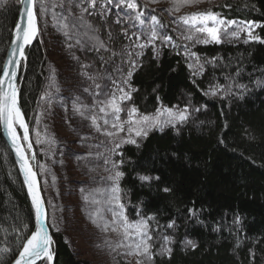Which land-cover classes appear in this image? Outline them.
I'll list each match as a JSON object with an SVG mask.
<instances>
[{
	"label": "trees",
	"instance_id": "obj_1",
	"mask_svg": "<svg viewBox=\"0 0 264 264\" xmlns=\"http://www.w3.org/2000/svg\"><path fill=\"white\" fill-rule=\"evenodd\" d=\"M19 8V0H0V73ZM211 10L226 20L254 22L256 35L264 39V0H223ZM104 36L107 40V32ZM40 40L26 53L20 81L32 141L47 76ZM232 41L197 45L204 70L196 76L181 49L170 48H163L160 57L146 49L133 72L130 84L136 91L123 105L122 119L132 106L146 114L160 107L188 109L187 121L153 130L139 147H123L117 151L123 155L113 160L123 161L115 171L124 173L119 186L128 219L155 217L149 221L154 253L163 236L173 241L171 256L155 255L152 264H264V43ZM218 88L222 91L215 96L205 94ZM144 175L160 180L141 182ZM165 187L171 191L164 192ZM49 224L56 264H89L56 231L51 217ZM34 229L31 199L0 126V264L17 258Z\"/></svg>",
	"mask_w": 264,
	"mask_h": 264
},
{
	"label": "snow or ice",
	"instance_id": "obj_2",
	"mask_svg": "<svg viewBox=\"0 0 264 264\" xmlns=\"http://www.w3.org/2000/svg\"><path fill=\"white\" fill-rule=\"evenodd\" d=\"M23 11L20 13L22 22L14 26V39L12 40L11 58L8 59L6 65L0 73V126L6 131L8 139L11 142L13 151L19 161V168L24 176V183L27 187L29 197L31 199L32 208L35 216V230L31 235L26 238V242L22 245V251L19 252L18 258H15L13 264H36L37 260L46 258L49 264L53 261V252L51 245L53 243L47 226V211L45 207V200L42 198L41 189L37 180V173L33 171L31 161L35 159V154L28 155L32 151V143L29 142V126L25 120V114L22 112L19 102V90L17 87V70L21 66V61L26 60L25 49L27 46L33 44L36 37L39 35L38 27V14H37V0H19ZM152 3L158 0H151ZM200 0H171L173 7L169 13L179 12L184 6H191L199 3ZM111 6V7H110ZM146 7V5L144 6ZM111 8L117 11L114 21H108ZM59 9V11H56ZM51 10L53 26L63 31V34L69 41V47L79 46L83 51H94L99 54V59L102 66H107L110 62L115 63V58L119 57L122 62L129 65L128 70L125 72L122 68L116 67L115 73L117 76L123 77L117 79L112 76V70L107 69L108 75L101 76V79L109 78L111 84L114 86V91L108 92L97 83L96 75H88V79L93 81L94 87L97 91L94 92L95 96H100L103 92L105 99L100 100L96 105L89 109L86 106L76 107L74 110L81 115L84 119L91 121V125L102 134L113 138V148L110 152L116 155H123L117 152L124 144H132L139 147L137 138H147L150 131L153 129L163 130L165 126L176 127L177 124L183 123L188 119V109L173 110L167 107L158 108L153 114L140 113L139 110L132 106L127 110L126 119L121 118V113L125 112L123 105L132 99V92L136 91L132 88L130 81L133 72L140 66L138 59H133V51L131 47H124L123 40L117 39L116 34L111 28V25L123 26L131 22L132 28L138 25L143 28L148 24L145 31L129 32L128 28H122V34L125 40H134V46L143 50L147 46L156 48V41L159 40L166 46L176 45L172 43L173 38L158 31L159 27H163L161 21L156 15H151L145 18V12L141 10V4L138 0H55L53 3L45 4L44 0L40 2L39 12L46 14ZM155 9H153V12ZM133 14L134 18H133ZM98 17L96 24L103 27L104 24L109 26L107 32V40L100 37V27H97L88 17ZM183 25L195 35H184L183 38L188 41L193 39L196 42L207 44L210 38L215 43H221V34L226 37H233L239 39L241 33H246L247 40L259 41L264 43V39L254 35V29L257 25L250 21L237 22L235 20H226L220 17L217 13L207 10L203 12H194L190 15L180 17ZM103 22V23H101ZM233 30L229 32V29ZM183 35V34H182ZM207 37V38H204ZM144 40L143 43L139 41ZM120 44V50H116V45ZM187 49V45L184 46ZM105 53L108 54L107 59ZM141 53H135L138 58ZM195 57V54H191ZM19 57V59H17ZM125 57L127 58L125 60ZM87 69L92 67L90 64L82 65ZM193 71V76L203 73L204 65L200 63L199 57H195V62L189 65ZM239 72L237 71V75ZM85 92L89 89L85 88ZM218 91H211L212 96L217 95ZM119 93V95L117 94ZM98 109V113L96 111ZM199 109H197L198 111ZM98 121H102V124ZM21 129L23 135L18 134L17 129ZM120 133H125L120 136ZM39 136V133H37ZM83 139V138H82ZM27 145L25 148L24 144ZM39 143V141H37ZM223 143V141H221ZM105 163L109 161L105 159ZM123 163L112 162L114 169H119V165ZM124 176L120 170H116L107 179L112 181L111 196L107 203L114 204L115 208L119 211H112L111 222H105L102 230L112 232H119L122 234L123 242L118 243L116 247L126 249L125 256L138 257L136 264H149L155 255L171 256L172 248L170 247L173 242L170 236H163V244L159 252H153V245L149 243L153 240L152 231L150 230L149 221L155 219L153 216L143 217L137 222L129 221L125 215L124 204L121 203V188L119 181ZM141 182H151L152 180H160L159 176H140ZM83 191V189L81 190ZM164 192L171 191L170 188H163ZM88 201V197H85ZM191 214H195L194 210L189 209ZM175 222L167 225L168 228H173ZM100 226V225H98ZM187 245L195 248L196 245L192 241H187ZM2 251L8 252L9 249L5 248ZM254 256V254H253Z\"/></svg>",
	"mask_w": 264,
	"mask_h": 264
},
{
	"label": "rangeland",
	"instance_id": "obj_3",
	"mask_svg": "<svg viewBox=\"0 0 264 264\" xmlns=\"http://www.w3.org/2000/svg\"><path fill=\"white\" fill-rule=\"evenodd\" d=\"M47 1L51 0H44V3L46 4ZM140 1L145 18L156 15L160 21L163 19L164 23L161 22L163 27H159L158 31L171 36L172 43L176 45L175 47L166 46L157 40L155 48L157 55H160L163 48H171L175 51L181 49L190 64H193L195 57H198L195 51L196 46L205 43L183 38L184 35L195 34L182 24L180 17L211 10L223 0H200L199 3L184 6L179 12L172 14L169 13L173 7L171 0H158L156 3H152L151 0ZM153 9H155L154 12ZM117 11L111 8L108 21L115 20ZM38 18L41 26L38 39H41L40 42L47 53V76L45 90L33 123V145L36 143L39 146L41 155L40 166L38 160V172H41L42 189L49 210V218L51 217L56 231L65 238L71 249L84 262L136 264L138 257L125 256L126 249L116 247L118 243L123 242L122 234L112 232L111 229L102 230L105 222H111L112 211H119L114 204L107 203L111 196L112 185V181L107 178L115 172L112 167L115 154L110 152L113 148V138L103 135V128L101 132H98L91 125L90 120L84 119L74 110L80 106L91 109L98 101L105 99L103 92L100 96L94 95L97 90L93 81L88 79V75H96V82L100 83L106 91L111 92L115 90L111 80L100 77L107 76V69H111L112 76H116L118 80L122 79L123 77L116 75L115 68H122L126 75L129 65L116 57L114 64L110 62L107 66H102L99 54L96 52L83 51L75 45L70 48L69 43L74 44V41H69L63 31L53 26L51 15L46 13L38 15ZM88 19L96 24L98 17L92 16ZM130 24L131 22L123 26L112 24L111 28L118 41L123 40L124 47H131L133 59L140 60L148 46L143 50L136 48L134 40L124 39L122 28H128L129 32H141L148 28V24H145L143 28L138 23L136 28H132ZM258 27L259 25L255 27L254 35ZM232 30L230 28L229 32ZM108 31L109 26L105 24L103 30L99 32L100 37L104 39V34ZM207 39H209L207 44L215 43L210 38ZM234 39L236 38L221 34V43H232ZM239 39L247 40L246 33H241ZM139 42L143 43L144 40ZM120 47L118 43L116 50L119 51ZM138 52L141 54L137 58L135 53ZM193 53L195 57L191 55ZM104 55L107 59L108 54ZM84 64H90L92 67L85 69L82 67ZM85 88L89 91L85 92ZM171 109L175 111L179 108ZM96 111L98 113V109ZM98 122L102 124V121ZM167 127L169 126H165L163 130ZM124 135L125 133H120V136ZM144 139L137 138L138 144L140 145ZM128 145L132 144H124L121 148ZM105 159L109 162L105 163ZM85 197H88L87 202ZM152 262L153 260L149 264Z\"/></svg>",
	"mask_w": 264,
	"mask_h": 264
},
{
	"label": "water",
	"instance_id": "obj_4",
	"mask_svg": "<svg viewBox=\"0 0 264 264\" xmlns=\"http://www.w3.org/2000/svg\"><path fill=\"white\" fill-rule=\"evenodd\" d=\"M23 11V8L22 6L20 5V12H19V15H18V20H17V23H20L22 22V18L20 16V13ZM16 23V24H17ZM38 27H39V31H40V25H39V18H38ZM38 36L36 37V39L34 40L33 44L30 45V46H27L26 49H25V52L27 53V51L29 50L30 47H32L34 45V43L36 42ZM14 39V32H13V35H12V39H11V43H10V46L8 48V51H7V54H6V58H5V61H4V64H3V67L6 65L7 61L9 58H11V48H12V40ZM17 59H19V57H17ZM25 60L21 61V66L20 68L17 70V87H18V90H19V102H20V106H21V109H22V112L24 113V110L22 108V105H21V101H20V81H21V76H22V67H23V63H24ZM3 69V68H2ZM25 114V113H24ZM25 120L28 124V121L26 119V116H25ZM29 126V125H28ZM2 128V134H3V137L6 141V143L8 144L10 150L12 151L17 163H18V166H19V161H18V158L16 157L15 155V152L13 151L12 149V146H11V142L10 140L8 139V136H7V133L6 131L3 129V127L1 126ZM18 131V134L20 135V131L23 135V132L21 129H17ZM29 142L32 143V151L30 153H28L29 156H31L33 153L35 154V159L31 161V165H32V169L34 172L37 173V180L39 182V186H40V189H41V195H42V198L45 200V197H44V193H43V189H42V184H41V179H40V175H39V172H38V157H37V153H36V150H35V147L33 145V141H32V136H31V133H30V129H29ZM22 144H24V142L22 141ZM25 148L27 147L26 144H24ZM22 173V172H21ZM23 176V174H22ZM23 179H24V176H23ZM27 188V187H26ZM45 207H46V211H47V220H46V226H47V230L50 234V236L52 237V240H53V243L52 245L50 246L51 247V251L53 252V261L51 262V264H56V258H55V255H54V251H53V244H54V236H53V233H52V230L50 228V224H49V210H48V206H47V202L45 200ZM35 230V229H34ZM26 242V241H25ZM22 251V249H21ZM19 255V254H18ZM18 258V256H17ZM47 261L46 258H42L40 260H37L36 261V264H42L43 262ZM13 264V262L11 263Z\"/></svg>",
	"mask_w": 264,
	"mask_h": 264
},
{
	"label": "bare ground",
	"instance_id": "obj_5",
	"mask_svg": "<svg viewBox=\"0 0 264 264\" xmlns=\"http://www.w3.org/2000/svg\"><path fill=\"white\" fill-rule=\"evenodd\" d=\"M138 3H140L141 4V1L140 0H138ZM141 10H143L142 8H141ZM19 12H20V8H19ZM18 15H19V13H18ZM17 20H18V17H17V19H16V22H15V25H16V23H17ZM14 25V26H15ZM13 32H14V29H13ZM12 35H13V33H12ZM11 43V42H10ZM10 46V45H9ZM152 49L153 47H151V46H148L147 47V49ZM154 49V48H153ZM171 49V48H170ZM171 50H173V49H171ZM173 51H175V50H173ZM177 51H179V50H177ZM154 52H155V55L157 56V57H160L161 55H162V52L160 53V55H157V53H156V51H155V49H154ZM45 197V196H44Z\"/></svg>",
	"mask_w": 264,
	"mask_h": 264
}]
</instances>
